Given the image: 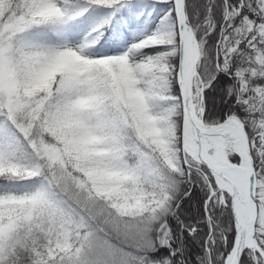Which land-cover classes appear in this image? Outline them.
<instances>
[{
  "label": "snow or ice",
  "instance_id": "snow-or-ice-1",
  "mask_svg": "<svg viewBox=\"0 0 264 264\" xmlns=\"http://www.w3.org/2000/svg\"><path fill=\"white\" fill-rule=\"evenodd\" d=\"M193 173L204 264H264V0H0V187L34 184L0 194V264H174ZM69 196L79 215L42 221ZM98 221L170 254L131 256Z\"/></svg>",
  "mask_w": 264,
  "mask_h": 264
},
{
  "label": "trees",
  "instance_id": "trees-1",
  "mask_svg": "<svg viewBox=\"0 0 264 264\" xmlns=\"http://www.w3.org/2000/svg\"><path fill=\"white\" fill-rule=\"evenodd\" d=\"M163 11V8H161ZM103 20L102 13H93L92 10L85 12L79 16L69 28V40L76 44L79 43L85 34L90 29L101 23ZM111 37V30L108 32ZM137 37L140 35L136 34ZM133 33H127L126 39L131 41L133 39ZM97 47H99L97 45ZM175 175V174H173ZM179 181L174 194L179 199L183 196V202L180 204V208L183 210L181 219L185 221L187 225L198 226V231L192 235H189L187 231H184L178 244L174 247L177 248L176 256L173 257L174 264H204L205 245L204 239L207 235L208 225L203 220V200L207 199V189L204 188L200 183H197L198 177L193 173L191 180L185 183L186 178L176 177ZM34 184L31 181H21L16 184L5 185L0 187V194L11 192L15 194H24L33 190ZM190 193L197 195L200 199L194 200L192 195L185 196L184 193ZM170 223L173 225L174 230L179 226L175 220H171ZM155 234L153 233L150 239H154ZM127 252L131 256H136L147 252L154 259H163V256L169 255V251L165 248H160L157 244L154 249L144 248V251H138L135 249H127Z\"/></svg>",
  "mask_w": 264,
  "mask_h": 264
},
{
  "label": "clouds",
  "instance_id": "clouds-1",
  "mask_svg": "<svg viewBox=\"0 0 264 264\" xmlns=\"http://www.w3.org/2000/svg\"><path fill=\"white\" fill-rule=\"evenodd\" d=\"M49 144L56 145L57 141L54 138H49ZM127 162L132 166H135V154L134 152L126 153ZM81 179L86 180V177H81ZM148 189L146 188L145 191ZM129 193V195H134V190L129 187L125 189ZM131 207V205H128ZM82 205L78 204L74 198L68 197L65 199L64 197H53L50 201L46 203V205L40 210L39 215L41 216L42 221L47 222L53 228L58 226H62L61 222H67L74 215H79L82 211ZM111 213L115 218L118 215L117 209L112 208ZM67 218V219H66ZM99 227H103L105 229L106 234L109 237L118 239L120 244L126 246L127 249H135L138 251H144L143 241L144 238L142 236L137 235H120L116 237L113 232L108 229L107 225L103 224V221L97 222Z\"/></svg>",
  "mask_w": 264,
  "mask_h": 264
}]
</instances>
